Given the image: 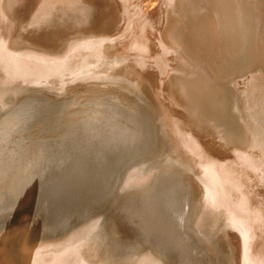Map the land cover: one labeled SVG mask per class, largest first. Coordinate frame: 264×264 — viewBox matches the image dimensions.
<instances>
[{"label":"rangeland","instance_id":"1","mask_svg":"<svg viewBox=\"0 0 264 264\" xmlns=\"http://www.w3.org/2000/svg\"><path fill=\"white\" fill-rule=\"evenodd\" d=\"M263 2L222 0L208 16L261 17L263 44ZM192 24L187 0H0V172L73 124L129 154L60 229L41 232L56 205L36 197L0 219V264H264V64L213 78L191 54ZM209 82L224 98L216 113L193 93ZM170 185L189 202L180 236L147 210Z\"/></svg>","mask_w":264,"mask_h":264},{"label":"bare ground","instance_id":"2","mask_svg":"<svg viewBox=\"0 0 264 264\" xmlns=\"http://www.w3.org/2000/svg\"><path fill=\"white\" fill-rule=\"evenodd\" d=\"M221 1L222 0H187L190 18L193 23L192 26L194 28V42L191 46V54L205 65L213 78H218L221 75L223 76L222 72L225 70L238 71L241 68H249L260 60H262L264 64V43L262 44V42H260L259 35L255 32L257 30V25H260L261 17L246 18L245 21L236 19L235 17L233 19L227 18L228 20H224L222 25L216 27L212 17L208 16V12L222 5ZM233 1L234 0H232V3H235V6H237L236 0ZM241 1L243 0H239V3ZM259 2L260 1H258V3ZM179 3L180 2H178V4ZM262 4H264V2ZM255 5L256 3H250L249 8L252 15L259 7L256 8ZM225 6L227 7V5ZM247 7L248 6H244L243 4L241 9L246 8L245 10H248ZM230 8L233 7L229 6V9ZM219 10L221 9L218 8L215 11L219 12ZM222 10L224 11V9ZM230 11L232 12L233 10L231 9ZM218 12H216L217 15H219ZM259 12L258 10V13ZM260 13L262 14L263 12ZM237 17L239 16L237 15ZM40 65L42 67V64ZM193 93L195 100L205 108L215 113L221 110L224 99L223 94L221 90L214 87L212 82L207 84L203 83L194 87ZM39 124H41V122ZM154 134L155 132L148 135L152 147L155 146L156 143ZM110 136L104 132L95 131L92 126L87 124H73L67 125L66 127L63 126V128L59 129L55 128L50 131L47 129V131H44L40 136H37L35 139L33 138L34 140L31 141L30 145L23 150L26 156L24 161L19 163L20 165H16L19 166L16 171L14 173L0 172V219L6 217L14 210H27L28 205H30L35 197L40 201L52 198L62 199L72 190L74 191L80 188L91 179L102 178L109 183L112 182L120 170V163L126 157L127 151L121 149L116 143H112ZM180 190L181 188L171 185L156 190L151 194L147 208L148 212L157 213V216L162 217L166 228L179 236L187 226V210L189 209L188 199L185 197V193ZM21 218L23 219V217ZM66 222L67 219L59 225L57 224L58 226L56 225L55 227L43 224V231L41 232L49 233L58 229ZM244 231L246 232V230Z\"/></svg>","mask_w":264,"mask_h":264},{"label":"water","instance_id":"3","mask_svg":"<svg viewBox=\"0 0 264 264\" xmlns=\"http://www.w3.org/2000/svg\"><path fill=\"white\" fill-rule=\"evenodd\" d=\"M95 184L99 188L100 187H111V183L105 181L102 178H96V179H91L84 185H82L80 188H77L76 190H72L69 194L65 195L62 199L58 198H52L46 200L47 205L46 207L49 208L51 205H56V213L57 217L53 220L54 225L56 226L57 224L59 225L63 221L74 216V210L77 206H81V204H84L85 199L88 197V190L89 188H92V185ZM57 225V226H58Z\"/></svg>","mask_w":264,"mask_h":264}]
</instances>
